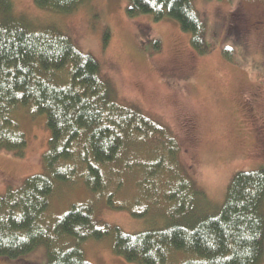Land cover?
<instances>
[{
	"label": "trees",
	"instance_id": "trees-1",
	"mask_svg": "<svg viewBox=\"0 0 264 264\" xmlns=\"http://www.w3.org/2000/svg\"><path fill=\"white\" fill-rule=\"evenodd\" d=\"M14 1L0 0V151L24 153L26 138L13 119L20 109L30 117L45 116L50 138L43 171L0 196V257L18 259L43 246L45 264H91L82 244L111 237L113 253L134 264H261L264 166L237 172L223 203L210 209L204 192L179 164L180 147L170 130L120 104L93 56L59 27L17 15ZM85 1L33 4L68 14ZM127 3L128 16L171 18L189 34L195 52L207 51L206 23L194 0ZM133 171L141 175L136 197L131 204L116 205L120 178ZM77 181L90 195H104L110 208H128L135 218L165 206L161 222L135 233L99 226L91 202L48 217L56 187ZM108 185L114 187L110 192Z\"/></svg>",
	"mask_w": 264,
	"mask_h": 264
},
{
	"label": "rangeland",
	"instance_id": "rangeland-1",
	"mask_svg": "<svg viewBox=\"0 0 264 264\" xmlns=\"http://www.w3.org/2000/svg\"><path fill=\"white\" fill-rule=\"evenodd\" d=\"M127 5V0H86L60 14L36 8L33 0H15L14 12L34 24L59 27L98 61L120 104L165 125L179 144V164L204 192L209 208H218L237 172L264 166V0H194L206 23L204 53L192 49L189 34L175 20L130 17ZM27 111L13 114L26 138L23 155L0 151V196L43 171L50 134L45 116L30 117ZM140 178L135 171L120 178L116 205L132 203ZM113 188L108 185L107 192ZM86 202L99 226L127 233L158 225L165 212L161 204L162 210L135 218L128 208H110L104 195H90L77 181L56 187L46 214L59 217ZM82 250L91 264H134L113 253L111 237L87 240ZM45 261L43 246L18 259L0 257V264Z\"/></svg>",
	"mask_w": 264,
	"mask_h": 264
}]
</instances>
